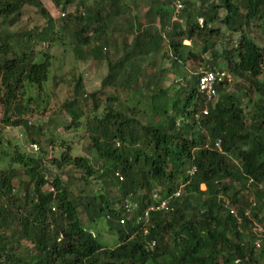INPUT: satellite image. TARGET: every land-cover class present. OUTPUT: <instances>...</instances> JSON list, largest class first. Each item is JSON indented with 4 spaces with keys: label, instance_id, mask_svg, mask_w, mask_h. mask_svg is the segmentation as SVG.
I'll use <instances>...</instances> for the list:
<instances>
[{
    "label": "trees",
    "instance_id": "trees-1",
    "mask_svg": "<svg viewBox=\"0 0 264 264\" xmlns=\"http://www.w3.org/2000/svg\"><path fill=\"white\" fill-rule=\"evenodd\" d=\"M51 1L65 18L42 0H0V264H264V0H185L180 23L169 0H152L160 29L135 32L141 18L133 17L118 60L109 51L119 20L132 15L127 1ZM70 27L76 57L107 63L108 74L88 92L86 73L74 71L58 108L67 121L33 124L25 114L40 103L50 51ZM185 42L199 43L200 53ZM206 57L214 68L188 79L187 64ZM205 70L243 80L250 103L259 96L257 109L245 112L227 81L217 103L208 101L198 91ZM111 89L152 108H115L123 99ZM21 127L30 149L5 138ZM251 190L245 210L239 198ZM169 197L173 212L145 217ZM102 221L118 237L114 249L93 231Z\"/></svg>",
    "mask_w": 264,
    "mask_h": 264
},
{
    "label": "rangeland",
    "instance_id": "rangeland-1",
    "mask_svg": "<svg viewBox=\"0 0 264 264\" xmlns=\"http://www.w3.org/2000/svg\"><path fill=\"white\" fill-rule=\"evenodd\" d=\"M190 2H196L197 0H190ZM43 6L49 10V12L54 16L57 12L63 13L62 8H58L54 5V3L51 0H42ZM124 4H127L128 7H130V10L135 14V15H127L124 18L119 20V27L121 26L128 28V24L133 19V16L135 17H142L145 12V8H151L152 7V0H130L127 2H124ZM221 15L224 16L225 12L221 11ZM56 19L57 17L54 16ZM129 18V19H128ZM35 23H31L30 27H33ZM4 25L1 24L0 22V28H2ZM3 27L2 29H4ZM69 31H63L58 33V38L59 41L54 44V47L51 49V55L53 56V63L54 66L52 68V73H51V81L48 83V86L45 90V93L41 95V101L39 104L35 103L33 106V111L28 110L27 114H25L26 119L30 120L33 124L38 123L41 124L43 121H49V123L55 124L56 121L58 122L59 120L62 123H65L67 119L64 117L63 114H60V110L58 109L61 103H64L65 100L70 96L68 94V84H66V81L70 79L71 74L76 72H80L81 74L84 75V73L88 74V77L86 79V86L88 92H94L98 91L102 87V81L107 74L102 68V63L99 62H93L91 58H86L85 60H80L76 57V53L74 52L73 45H72V40L75 39L74 33L75 29L73 27L69 28ZM126 31L121 33L119 32L118 34L116 33L115 39L113 40L114 44L112 48H114V51L110 52L109 51V57L114 58L115 54L117 52V45L122 41V38L125 37ZM256 36V34H255ZM185 45H191L193 51L195 53H200L201 48L199 43H191V42H185ZM115 46V47H114ZM218 50L221 52V47L218 46ZM154 62L153 64H155ZM157 65V64H156ZM163 68L167 69L169 68V65L167 63L162 64ZM208 67L210 69L214 68V62L211 57H206L205 58V63H202L201 65L198 66L195 63H188L186 72L188 73V79L191 78L193 74H196L197 72L204 70L202 67ZM202 68V69H201ZM223 70V68H221ZM151 69H149V72ZM175 73L174 70H170L168 75H166V80L167 83L172 84L173 80L175 79ZM186 73V75H187ZM86 77V76H85ZM180 79V77H178ZM177 78V79H178ZM61 80V81H60ZM260 81H264V75L260 77ZM59 83V87H56V84ZM229 85L228 87V93H233L235 95L240 96L243 99L244 102V109L245 112H253L257 109V102L259 99V96H251L252 97V102L250 103V97L246 96L245 90H244V81L243 80H236L235 77L230 75V81L227 82ZM0 86H1V80H0ZM111 94H115L116 96L122 97L123 101L120 103H117L114 105L115 108L122 109L127 112L128 109L131 107H139V108H145L147 110L152 108V104L144 106V102H147L146 99H143L141 105L138 103V99H131L130 101L127 100V94L125 92H114L112 89L109 91ZM131 97H128L130 99ZM160 103V101L155 100V104ZM121 104H123L121 106ZM113 105V104H111ZM122 108H121V107ZM0 120L4 119V108L0 106ZM148 113V112H147ZM151 114V113H149ZM147 120L144 119V122ZM52 125V124H51ZM59 129V128H58ZM58 129L54 130V135H60L61 133L58 131ZM21 131V132H20ZM24 128L20 129H15V128H10L6 133H5V138L7 140L12 141L15 144H18L22 146L23 148L29 147L30 149V139L26 137L24 133ZM64 134V133H63ZM62 134V135H63ZM64 136V135H63ZM67 136V134H66ZM69 136V135H68ZM71 137V136H69ZM79 149L77 150V154H86L88 144H81L79 146ZM94 187L98 188L97 185L94 183ZM201 191L205 192L206 187L201 186ZM255 196V191H245L243 194L240 196L241 202V207L243 206L245 210H249V205L250 199H254ZM228 201V199H226ZM240 205V204H239ZM88 224V221L85 222ZM106 223L104 221L100 222L97 231L96 228L93 229V231L99 236L100 242L105 246V248L108 249H114L115 247L118 246V237L116 234L112 233L107 226H105Z\"/></svg>",
    "mask_w": 264,
    "mask_h": 264
},
{
    "label": "built area",
    "instance_id": "built-area-1",
    "mask_svg": "<svg viewBox=\"0 0 264 264\" xmlns=\"http://www.w3.org/2000/svg\"><path fill=\"white\" fill-rule=\"evenodd\" d=\"M129 1V0H125ZM170 7L173 11L172 14V23H180L181 22V16L183 11L186 8L185 0H169ZM57 18H65L66 13H59L57 12L54 14ZM86 77H88V74H86ZM230 81V76L223 71H217V70H205L201 72V76L198 83V91L201 95L207 98L208 101L212 102L213 104L217 103L218 99V86L224 84L225 82ZM204 115H208V111L203 112ZM1 114V113H0ZM217 146L220 145V143L216 144ZM196 169L193 170L192 174L195 172ZM180 197V193H178L175 198ZM173 197H169V199H164L162 201H158L151 205L147 212L145 213V217H149L151 211H161V212H173L174 207L172 206ZM250 203H254V199H250ZM226 209L229 211V213L235 217H237L236 211L232 208V205L229 203V201H226ZM250 212H247L246 215L249 216ZM258 232H262V228L257 227L256 228ZM257 246L260 247V244L257 243Z\"/></svg>",
    "mask_w": 264,
    "mask_h": 264
},
{
    "label": "crops",
    "instance_id": "crops-1",
    "mask_svg": "<svg viewBox=\"0 0 264 264\" xmlns=\"http://www.w3.org/2000/svg\"><path fill=\"white\" fill-rule=\"evenodd\" d=\"M160 7L161 6H158L155 3V1H152V7L151 8L150 7L149 8H145L144 15L142 17H138V18H141V20H140L141 22L137 23L136 21H133L134 22L135 32H136V29H138L139 25L142 26V29L143 30H147L148 33H150V34H153L154 33V30L160 29V27H161L160 26V22L157 19V16H155V12H157V10ZM169 9H170V7H169ZM134 13L132 12V15H135ZM133 17H135V16H133ZM126 27H123V26H121V28L119 27V32L123 33L125 31H127V28ZM115 36H116V34L114 35L113 40L115 39ZM122 40H123V38H122ZM121 42L122 41H120V43L117 45V47L114 46L115 49H117V52L115 54V57L114 58H111L112 60H118V59H120L122 57V53L120 52V48H121L120 44H121ZM113 44H114V42H113ZM113 44H112V46H113ZM112 46L110 47V50H111L110 52L114 51V48H112ZM102 68H103V71H104V75H105V72L108 74V65H107V63L106 64H102Z\"/></svg>",
    "mask_w": 264,
    "mask_h": 264
}]
</instances>
